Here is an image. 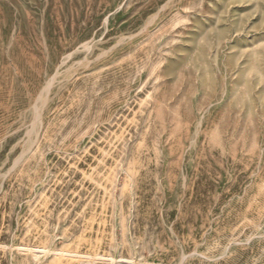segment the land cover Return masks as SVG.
<instances>
[{"label": "rangeland", "instance_id": "374dc122", "mask_svg": "<svg viewBox=\"0 0 264 264\" xmlns=\"http://www.w3.org/2000/svg\"><path fill=\"white\" fill-rule=\"evenodd\" d=\"M0 264H264V0H0Z\"/></svg>", "mask_w": 264, "mask_h": 264}, {"label": "bare ground", "instance_id": "6f19581e", "mask_svg": "<svg viewBox=\"0 0 264 264\" xmlns=\"http://www.w3.org/2000/svg\"><path fill=\"white\" fill-rule=\"evenodd\" d=\"M75 256V255H74Z\"/></svg>", "mask_w": 264, "mask_h": 264}]
</instances>
